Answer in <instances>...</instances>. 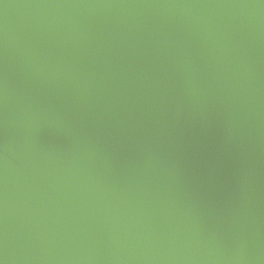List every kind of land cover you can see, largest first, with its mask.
Returning <instances> with one entry per match:
<instances>
[{
  "label": "water",
  "instance_id": "obj_1",
  "mask_svg": "<svg viewBox=\"0 0 264 264\" xmlns=\"http://www.w3.org/2000/svg\"><path fill=\"white\" fill-rule=\"evenodd\" d=\"M0 264H264V0H0Z\"/></svg>",
  "mask_w": 264,
  "mask_h": 264
}]
</instances>
